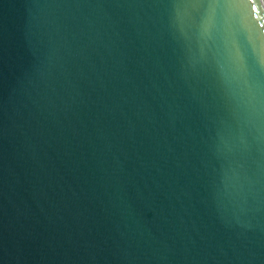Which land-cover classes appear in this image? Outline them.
I'll return each instance as SVG.
<instances>
[{"label": "water", "instance_id": "obj_1", "mask_svg": "<svg viewBox=\"0 0 264 264\" xmlns=\"http://www.w3.org/2000/svg\"><path fill=\"white\" fill-rule=\"evenodd\" d=\"M0 264H264V0H0Z\"/></svg>", "mask_w": 264, "mask_h": 264}]
</instances>
